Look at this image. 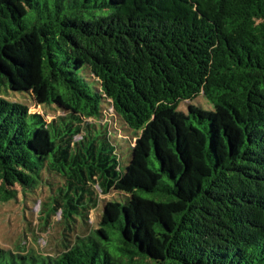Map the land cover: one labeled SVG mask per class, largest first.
<instances>
[{"label": "trees", "instance_id": "16d2710c", "mask_svg": "<svg viewBox=\"0 0 264 264\" xmlns=\"http://www.w3.org/2000/svg\"><path fill=\"white\" fill-rule=\"evenodd\" d=\"M125 182L152 203L88 226ZM15 185L63 237L0 264H264V0H3L0 202Z\"/></svg>", "mask_w": 264, "mask_h": 264}, {"label": "rangeland", "instance_id": "374dc122", "mask_svg": "<svg viewBox=\"0 0 264 264\" xmlns=\"http://www.w3.org/2000/svg\"><path fill=\"white\" fill-rule=\"evenodd\" d=\"M2 2L3 0H0V4ZM7 96L8 99L26 103L30 113L43 114L47 121L62 115V112L53 106L33 104L27 94L8 92ZM195 102L201 106L204 104L201 97L195 99ZM188 104V102L181 103L179 109L185 112ZM133 184L134 182L116 184L108 194L99 195L98 206L89 212L88 226L99 228L102 221L117 216L114 214L117 212L107 206L109 203H112L113 207H119L120 201H133L137 204L152 203V200L140 193L137 183ZM12 189L15 191V198L0 202V248L14 252L25 249L44 256H54L60 249L61 237H63L60 212L57 211L55 215L49 217L48 223L43 219L44 213L40 212V209L45 207L43 202L49 201L52 193L44 187L23 191L21 187L15 185ZM17 247L24 249L17 250Z\"/></svg>", "mask_w": 264, "mask_h": 264}]
</instances>
